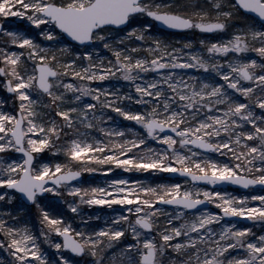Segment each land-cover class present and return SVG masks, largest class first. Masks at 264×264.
I'll return each mask as SVG.
<instances>
[{
    "label": "snow or ice",
    "instance_id": "1",
    "mask_svg": "<svg viewBox=\"0 0 264 264\" xmlns=\"http://www.w3.org/2000/svg\"><path fill=\"white\" fill-rule=\"evenodd\" d=\"M0 264H264V0H0Z\"/></svg>",
    "mask_w": 264,
    "mask_h": 264
},
{
    "label": "rangeland",
    "instance_id": "2",
    "mask_svg": "<svg viewBox=\"0 0 264 264\" xmlns=\"http://www.w3.org/2000/svg\"><path fill=\"white\" fill-rule=\"evenodd\" d=\"M196 38H199L198 36ZM119 172V170H117ZM166 173L164 174H160V176L157 178L159 180H162V179H166L167 176L165 175ZM85 175H88V174H85ZM98 175H102V174H98ZM109 176H111V174H108ZM124 175H128V176H132L133 178H143V176H146L147 174H140V173H124ZM99 182V181H97ZM228 190H234V189H228Z\"/></svg>",
    "mask_w": 264,
    "mask_h": 264
},
{
    "label": "water",
    "instance_id": "3",
    "mask_svg": "<svg viewBox=\"0 0 264 264\" xmlns=\"http://www.w3.org/2000/svg\"><path fill=\"white\" fill-rule=\"evenodd\" d=\"M166 176L168 177L169 176V174H166ZM227 187V186H226ZM230 187H232V188H236L237 186H235V185H232V186H230Z\"/></svg>",
    "mask_w": 264,
    "mask_h": 264
}]
</instances>
